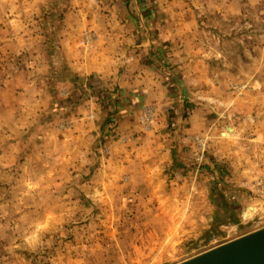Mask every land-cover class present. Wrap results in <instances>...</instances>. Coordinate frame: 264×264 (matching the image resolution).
Returning <instances> with one entry per match:
<instances>
[{
	"label": "rangeland",
	"instance_id": "374dc122",
	"mask_svg": "<svg viewBox=\"0 0 264 264\" xmlns=\"http://www.w3.org/2000/svg\"><path fill=\"white\" fill-rule=\"evenodd\" d=\"M53 1L68 2L0 0V263L180 264L264 228L262 151L250 152L229 128L234 99L246 94L264 114V0H118L140 16L132 23L140 36L154 37L148 63L170 76L177 100L158 139L170 152L150 154L163 166L149 184L121 180L113 168L54 167L50 158L42 167L52 143L36 133L67 127L75 104L52 68L59 24L49 18L63 8ZM176 62L191 73L200 64L224 83L188 91ZM252 78L261 84L248 85ZM102 90L87 92L117 103ZM109 106L96 145L103 154L118 128Z\"/></svg>",
	"mask_w": 264,
	"mask_h": 264
},
{
	"label": "crops",
	"instance_id": "0c3cea01",
	"mask_svg": "<svg viewBox=\"0 0 264 264\" xmlns=\"http://www.w3.org/2000/svg\"><path fill=\"white\" fill-rule=\"evenodd\" d=\"M45 1L48 3L50 0L43 2L33 0L35 6L40 7L46 5ZM57 4L63 7L60 10L61 15H57V18L51 15L49 18L52 24H59V27H54L57 31L51 32L52 35L57 34L55 37L58 42L54 47V54L59 58L58 62L55 64L53 62L55 66L52 68L58 69L55 80L59 90L65 89V94L72 95L75 104L70 110L71 116L67 127L56 122L57 126L51 128L49 132L47 131L50 128L44 127L42 131L38 130L36 133L41 137L40 140L49 139L52 143L50 148L41 150L42 167L48 166L50 158L54 162L49 165L54 167L65 168L77 164L84 168L98 167V170L113 168L118 170L121 180L126 182L151 183L153 170L159 166L161 168L163 162L151 158L150 154L162 151L164 156V153L170 152L158 142V139L159 134L164 133L168 125V112L177 101L170 90L174 84L169 79L170 76H163V73L156 71L148 63L149 56L152 57L154 54H152L154 37H144L143 34L140 36L139 31L132 26L133 20L140 19V16H134L131 6L127 3L118 0L104 4L101 0L53 1L54 7ZM88 6L91 7V11L86 9ZM136 8L134 9L137 11ZM88 25L92 26L88 29ZM83 35L88 37L86 45L83 44ZM161 41H164V37ZM178 52L182 54L181 51ZM173 59L176 61L175 57ZM176 64L177 70L175 68L172 70L177 71L181 77L180 84L187 87V90L191 85L195 88L194 86L198 84L200 86L202 83L206 84L204 83L206 81H211L213 88L224 83L217 74L212 73L208 78L202 69L198 70L200 64L196 65L194 73L184 69L178 62ZM246 82L250 86L253 82V86L258 87L261 79L252 78ZM102 89L104 92L107 89L110 99L115 97L117 103L112 104L113 100H108L109 104H105L102 95L101 98H97V95L91 96L87 92ZM97 102L101 104L98 105ZM118 104L120 105L117 106ZM128 104H131V107L129 106L131 110ZM109 105L114 106L113 114L116 116L118 128L116 135L109 137L103 154L96 145L101 139V133L105 131L102 125L107 118L106 107L112 109ZM231 111L229 115L231 136L235 141L250 146V152L254 151V154L262 151V155H258L257 164L264 166V114H258L261 111L258 107L255 108L247 94L241 99H234ZM26 133L31 132L28 129ZM241 152L243 156L246 154L245 151ZM127 155L129 162L124 159ZM249 156L251 159L252 153ZM126 168L134 169L130 176ZM136 189L150 194L149 188ZM91 262L92 258L89 263ZM0 264L17 263L4 257Z\"/></svg>",
	"mask_w": 264,
	"mask_h": 264
},
{
	"label": "water",
	"instance_id": "95a60500",
	"mask_svg": "<svg viewBox=\"0 0 264 264\" xmlns=\"http://www.w3.org/2000/svg\"><path fill=\"white\" fill-rule=\"evenodd\" d=\"M180 264H264V228Z\"/></svg>",
	"mask_w": 264,
	"mask_h": 264
}]
</instances>
